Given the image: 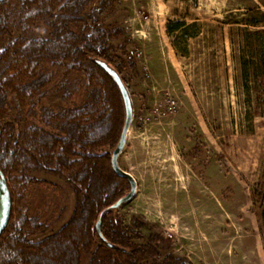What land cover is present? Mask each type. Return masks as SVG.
<instances>
[{
	"label": "rangeland",
	"instance_id": "obj_1",
	"mask_svg": "<svg viewBox=\"0 0 264 264\" xmlns=\"http://www.w3.org/2000/svg\"><path fill=\"white\" fill-rule=\"evenodd\" d=\"M99 1L71 29L83 34L98 15L132 91L134 119L119 162L138 186L120 217L131 227L139 222V241L172 256L169 264H264V0H112L98 13ZM11 20L0 49L22 31L16 9ZM176 21L197 24L182 40L167 31ZM36 30L54 35L44 20ZM57 85L33 104L0 99L4 136L27 119L44 125L42 106L79 102ZM167 89L177 111L158 116L152 106ZM33 175L41 182L22 207L48 224L42 237L70 218L75 195L63 178Z\"/></svg>",
	"mask_w": 264,
	"mask_h": 264
},
{
	"label": "trees",
	"instance_id": "obj_2",
	"mask_svg": "<svg viewBox=\"0 0 264 264\" xmlns=\"http://www.w3.org/2000/svg\"><path fill=\"white\" fill-rule=\"evenodd\" d=\"M19 1L17 7L16 0H0V34H8L15 9L22 29L0 49L1 101L12 97L18 104H33L53 83L80 100L58 109L42 106L44 125L27 119L10 136L0 131V168L12 198L10 220L0 235V264H83L85 252L90 253L88 264H169L173 257H164L150 241H139L140 223L129 226L118 209L105 212L101 227L119 247L109 246L95 226L99 213L124 195L130 183L111 164L125 119L122 98L93 57L109 61L128 81L111 57L96 13L89 16L83 34L71 29L94 0ZM111 1L100 0L98 13ZM39 20L54 29L52 37L37 34ZM196 24L176 21L167 31L185 40L188 25ZM173 44L178 48L176 40ZM33 172L65 179L75 195L70 218L42 237L37 236L46 233L48 224L22 207L31 185L41 182Z\"/></svg>",
	"mask_w": 264,
	"mask_h": 264
},
{
	"label": "water",
	"instance_id": "obj_3",
	"mask_svg": "<svg viewBox=\"0 0 264 264\" xmlns=\"http://www.w3.org/2000/svg\"><path fill=\"white\" fill-rule=\"evenodd\" d=\"M93 61L98 66H100L111 77V79L115 83L121 95L124 111H125V119H124L122 132L116 146L112 151L111 164L113 170L118 175L126 177L128 179L130 183V189L119 199H117L114 203H112L110 206L103 209L99 213L97 222L95 224L98 234L109 246L119 247L117 244L107 240V238L104 236L102 232L101 223L105 212L120 208L125 202L132 199L137 191V186H138L137 179L130 171L124 169L119 162V157L126 145L128 131L134 119L135 108H134V101H133L131 89L129 85L122 78V75L119 72V70L115 66H113L109 61L100 58L98 56L93 57ZM11 210H12L11 193L7 183L6 175L0 168V235L8 225V222L10 220Z\"/></svg>",
	"mask_w": 264,
	"mask_h": 264
},
{
	"label": "built area",
	"instance_id": "obj_4",
	"mask_svg": "<svg viewBox=\"0 0 264 264\" xmlns=\"http://www.w3.org/2000/svg\"><path fill=\"white\" fill-rule=\"evenodd\" d=\"M178 107L177 98L167 89L165 97L162 101L155 103L152 106V113L162 115H175Z\"/></svg>",
	"mask_w": 264,
	"mask_h": 264
}]
</instances>
